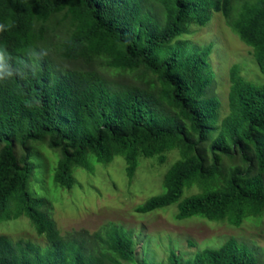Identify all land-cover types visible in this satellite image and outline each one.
Instances as JSON below:
<instances>
[{"label": "trees", "instance_id": "trees-1", "mask_svg": "<svg viewBox=\"0 0 264 264\" xmlns=\"http://www.w3.org/2000/svg\"><path fill=\"white\" fill-rule=\"evenodd\" d=\"M235 4L0 0V23L10 25L0 46L13 61L30 55L38 64L34 78L0 83V223L24 217L46 242L41 247L0 236V264H135L134 241L120 227L99 237V248L92 252L85 241L61 236L44 210L47 191L39 196L29 190L32 181L43 179L42 148L56 160L53 189L67 190L74 173L91 171L92 162L106 165L119 156L131 180L141 158H155L162 165L176 151L178 160L163 176V194L138 206L137 213L177 204L179 221L199 216L238 227L262 218L264 87L244 80L232 67L229 113L219 122L220 102L206 96L212 48L189 51L188 41L180 39L191 22L202 28L213 12L220 13L251 48L264 75V0H242L238 9ZM58 16L67 31L61 59L83 68L57 70L46 55L35 52L47 25ZM107 72L126 82L110 81ZM225 159L240 164L224 166ZM193 185L202 192L180 200L184 188ZM167 264L258 261L246 246L229 239L187 260L171 252Z\"/></svg>", "mask_w": 264, "mask_h": 264}, {"label": "rangeland", "instance_id": "rangeland-1", "mask_svg": "<svg viewBox=\"0 0 264 264\" xmlns=\"http://www.w3.org/2000/svg\"><path fill=\"white\" fill-rule=\"evenodd\" d=\"M241 3L242 0H236V9ZM59 20L61 16L47 25L35 52L46 55L57 70L83 68L80 63L61 59L60 44L67 31L66 23ZM188 29L189 33L180 39L188 41L189 51L212 48L208 70L205 71L211 79L206 96L219 100L220 122L229 113L227 95L231 68L237 67L239 75L256 86L264 87V75L251 48L230 29L222 14L213 12L206 26L198 28L191 22ZM106 75L114 83L126 82L124 76L113 72ZM41 157L45 167L43 179L41 182L32 181L29 190L39 196L42 191H47L44 210L61 236L85 241L86 250L90 252L98 250L99 237L104 238L110 228L120 227L134 241L135 264H167L171 252L180 260L191 259L205 249L219 248L229 239L246 246L258 264H264V215L261 219L245 220L235 227L226 221L211 222L199 216L179 221L176 219L177 204L146 214L136 212V208L148 199L163 194V176L178 160L176 151L170 152L162 165L155 158H141L131 180L126 175V163L119 156L106 165L92 162L91 171L77 170L74 173L73 186L68 190L53 189L56 162L53 153L42 148ZM233 163L240 164L238 159L233 162L224 160V166ZM33 179L34 175L30 180ZM201 192L202 189L195 185L186 187L180 200ZM0 236L13 242L22 239L41 247L46 245L44 238L35 233L24 217L0 223Z\"/></svg>", "mask_w": 264, "mask_h": 264}, {"label": "clouds", "instance_id": "clouds-1", "mask_svg": "<svg viewBox=\"0 0 264 264\" xmlns=\"http://www.w3.org/2000/svg\"><path fill=\"white\" fill-rule=\"evenodd\" d=\"M9 28L10 25L0 23V36L6 33ZM40 55V53H37V56ZM34 69L36 70L34 71ZM37 72L38 64L33 57L26 55L24 58L13 61V57L8 52L7 48L0 46V83H7L13 79L24 80L29 77L34 78Z\"/></svg>", "mask_w": 264, "mask_h": 264}]
</instances>
